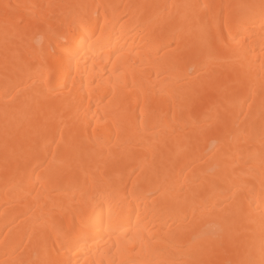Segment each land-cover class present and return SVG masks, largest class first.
<instances>
[{
    "label": "bare ground",
    "instance_id": "1",
    "mask_svg": "<svg viewBox=\"0 0 264 264\" xmlns=\"http://www.w3.org/2000/svg\"><path fill=\"white\" fill-rule=\"evenodd\" d=\"M0 264H264V0H0Z\"/></svg>",
    "mask_w": 264,
    "mask_h": 264
}]
</instances>
